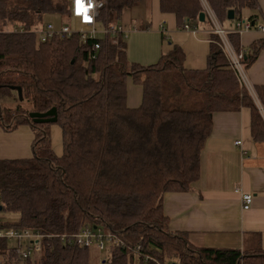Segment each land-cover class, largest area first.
Listing matches in <instances>:
<instances>
[{"label":"trees","instance_id":"1","mask_svg":"<svg viewBox=\"0 0 264 264\" xmlns=\"http://www.w3.org/2000/svg\"><path fill=\"white\" fill-rule=\"evenodd\" d=\"M144 1L104 0L100 19L119 21L125 9ZM205 1L220 24L227 20L228 9L241 19L244 9L256 7V0ZM159 8L174 14L181 26L183 21L210 24L207 16L198 21L200 0H159ZM50 12L66 21L69 0H0V107L7 93L15 101L13 110L0 108V124L6 129L29 124L34 133L30 157L0 159V203L18 215L9 225L44 234L102 226L124 242L104 250L103 264H157L153 258L176 264H264V249L257 245H193L170 229L163 212L164 193L185 191L198 179L200 151L214 112L249 108L251 136L264 141L261 114L217 34H209L205 69H186L177 47L142 66L127 60L122 39L107 38L97 50L95 40L81 42L77 34L40 41L30 29ZM248 17L256 21L255 14ZM14 24L26 32L8 31ZM237 36L227 34L234 49L243 51L245 69L264 48V39L241 49ZM128 78L141 88L134 107L127 104ZM255 93L264 110V85L256 86ZM52 107L57 113L54 124L61 129L60 155L51 146L52 123H35L29 117ZM8 245L0 242V255ZM11 261L10 254L2 264H89V248L44 238L37 258Z\"/></svg>","mask_w":264,"mask_h":264},{"label":"crops","instance_id":"2","mask_svg":"<svg viewBox=\"0 0 264 264\" xmlns=\"http://www.w3.org/2000/svg\"><path fill=\"white\" fill-rule=\"evenodd\" d=\"M142 3L137 6L145 9V20L131 14L132 7L125 9L116 21L131 29L129 37L124 39L127 60L142 66L152 65L162 54L177 47L183 53L186 69H205L210 55V24L195 25L194 31L183 29L174 14L160 10L159 0ZM252 14L264 24V0H256V7L242 11L244 18ZM52 21L59 23L62 19L54 16ZM230 28L227 24L225 29ZM237 37L241 49L264 39L263 33L255 29L243 31ZM244 78L241 82L246 85L254 104L262 107L255 87L264 85V48L245 68ZM140 99L141 88L128 78L127 104L137 106ZM259 113L264 121V110ZM51 126L58 128L55 141ZM49 131L52 149L60 155L61 129L52 123ZM236 140H240L241 145H236ZM33 141L34 133L29 124H19L12 129L0 124V159L30 157ZM199 163L198 179L187 190L163 195V212L170 229L180 231L195 246L243 249L257 245L264 249V141H254L251 136L249 108L212 114L211 131L204 140ZM235 188L251 194L249 209L242 208ZM10 223L13 222H3V225Z\"/></svg>","mask_w":264,"mask_h":264},{"label":"built area","instance_id":"3","mask_svg":"<svg viewBox=\"0 0 264 264\" xmlns=\"http://www.w3.org/2000/svg\"><path fill=\"white\" fill-rule=\"evenodd\" d=\"M77 2L78 0H69V16L66 21L62 20L59 23H55L51 20L42 21L39 25L30 29V31L36 33L38 39L42 42L51 38H68L77 34L81 42H86L89 39L95 40V50L100 49L102 41L107 38H111L112 42H117L119 39L124 40L127 34L131 32V29L122 22H110L100 19V10L104 6V0H79V3L84 6L86 12H77ZM202 8L205 12V16L209 19L211 32L217 34L221 48L228 58L230 66L235 70L239 80L244 81V68L241 63L243 51H236L234 49L227 38V34H240L243 31L255 29L262 32L264 35V24L260 23L254 27L255 22L249 17H245L241 21H237L234 27L225 29L218 22L205 0H202ZM85 16H87V19H85ZM71 20H77L80 27L78 29L73 28L70 24ZM181 27L192 31L196 29L195 25H190L187 21H183ZM8 31L23 33L26 32V29L19 24H14L8 28ZM91 56L95 58L96 53L93 52ZM258 110L263 113L262 107H259ZM235 144L241 145V141L236 140ZM234 191L240 195L242 208L244 210L249 209L252 203L251 194L242 192L239 188H235ZM44 238H56L63 246L81 248L94 247L100 251L114 244H124L121 238L102 226H80L74 233L44 234L38 229L17 227L14 225L4 226L3 222L0 221V242L9 244L5 252L0 255V263L2 264L4 261H8L10 254L12 259L11 262L38 257L42 251ZM136 249H140V245H137ZM148 258L151 257L144 255L145 260ZM153 260L156 261L157 264H170L159 262L155 258H153Z\"/></svg>","mask_w":264,"mask_h":264},{"label":"rangeland","instance_id":"4","mask_svg":"<svg viewBox=\"0 0 264 264\" xmlns=\"http://www.w3.org/2000/svg\"><path fill=\"white\" fill-rule=\"evenodd\" d=\"M202 1V0H201ZM145 2V1H144ZM143 4V3H142ZM144 5V4H143ZM146 11L145 9L142 7V6H137V7H134L133 9H131V14H133L134 16H137L136 18H142L143 15H145ZM147 14V13H146ZM54 16H56L58 19H62V15L59 14V13H55V12H50V13H45L43 15V18H44V21H47V20H51L54 19ZM148 16V15H147ZM133 17V16H132ZM144 18V17H143ZM244 17H241V19H227L225 21H223V23H226V24H223L221 23V26L223 28H227V24H230L231 27H234L235 26V23L237 21H241ZM142 20V19H141ZM145 20V18H144ZM260 20L257 19L255 21V26L256 27L258 24H260ZM70 24L73 26V28L75 29H78L80 27L79 23L77 20H71L70 21ZM100 26V25H99ZM253 27V28H254ZM130 33L127 34L126 38L127 39L129 37ZM244 72H245V69H244ZM245 85V84H244ZM246 86V85H245ZM2 101L4 103L1 104V109L4 108L5 106H9L11 107V110L14 109V99H13V96L9 93H7V95H3L2 97ZM6 103V104H5ZM0 109V110H1ZM2 113V112H1ZM1 117V116H0ZM51 133H52V137H53V140L55 141L56 139V135H57V132H58V128L55 127V126H51ZM52 141V144H54L55 142ZM18 219V215L12 211H7L5 209H1L0 210V221L2 222H14ZM105 256H106V251H97L95 250L94 247H90L89 248V264H103L104 260H105ZM170 263V262H169ZM173 263V262H172ZM171 264V263H170Z\"/></svg>","mask_w":264,"mask_h":264},{"label":"water","instance_id":"5","mask_svg":"<svg viewBox=\"0 0 264 264\" xmlns=\"http://www.w3.org/2000/svg\"><path fill=\"white\" fill-rule=\"evenodd\" d=\"M226 18L227 19H234L235 14L233 9H228L226 12ZM205 20V12L201 11L198 14V21L204 22ZM12 89H16L15 87H12ZM18 95L20 94V89L17 88ZM29 117L32 119L35 123H54L57 120V113L56 108L52 107L46 112L40 113V112H30ZM2 209V205H0V210ZM176 264V263H171Z\"/></svg>","mask_w":264,"mask_h":264},{"label":"clouds","instance_id":"6","mask_svg":"<svg viewBox=\"0 0 264 264\" xmlns=\"http://www.w3.org/2000/svg\"><path fill=\"white\" fill-rule=\"evenodd\" d=\"M77 12H86V9L84 8V6L80 4L79 2H77ZM85 19H87V16H85Z\"/></svg>","mask_w":264,"mask_h":264},{"label":"snow or ice","instance_id":"7","mask_svg":"<svg viewBox=\"0 0 264 264\" xmlns=\"http://www.w3.org/2000/svg\"><path fill=\"white\" fill-rule=\"evenodd\" d=\"M78 2H79V0H78Z\"/></svg>","mask_w":264,"mask_h":264}]
</instances>
